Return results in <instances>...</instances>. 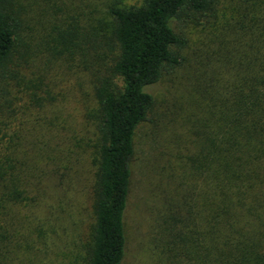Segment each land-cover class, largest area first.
<instances>
[{"label": "trees", "instance_id": "trees-1", "mask_svg": "<svg viewBox=\"0 0 264 264\" xmlns=\"http://www.w3.org/2000/svg\"><path fill=\"white\" fill-rule=\"evenodd\" d=\"M218 4L0 0V264H42L51 238L27 183L15 106V89L37 97L30 90L41 81L22 71L45 54L90 73L96 179L82 261L125 264L136 136L156 104L148 89L181 65L187 39L174 24L215 15ZM231 12L239 19L224 26L221 37L230 41L204 89L193 148H178L174 181L153 196L154 221L141 246L150 264H264V0H238Z\"/></svg>", "mask_w": 264, "mask_h": 264}, {"label": "rangeland", "instance_id": "rangeland-1", "mask_svg": "<svg viewBox=\"0 0 264 264\" xmlns=\"http://www.w3.org/2000/svg\"><path fill=\"white\" fill-rule=\"evenodd\" d=\"M138 2L125 0L127 5ZM237 2L219 0L215 15L174 24L187 39V46L181 51V65L166 72L159 83L148 89L156 104L150 121L139 127L136 136L125 264L151 262L149 256L141 253V246L146 243L154 221L153 196L159 193L158 186L174 181L172 165L178 148L184 145L182 153L193 148V124L200 114L199 104L205 98L204 89L222 64L221 50L230 41L221 37L224 26L239 19L231 12ZM94 8L91 5L83 11L90 13ZM75 15L83 23L79 12ZM45 57L37 54L35 62L30 63L31 69L22 71L29 79L41 81L38 90H30L37 97L27 96L26 90L16 93L15 89L20 152L30 178L27 183L38 195L37 212L52 227L48 231L51 238L40 257L42 264H83L84 247L94 223L93 111L97 106L88 71Z\"/></svg>", "mask_w": 264, "mask_h": 264}]
</instances>
